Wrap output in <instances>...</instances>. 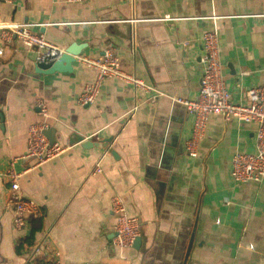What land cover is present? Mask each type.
I'll list each match as a JSON object with an SVG mask.
<instances>
[{
	"label": "crops",
	"instance_id": "crops-1",
	"mask_svg": "<svg viewBox=\"0 0 264 264\" xmlns=\"http://www.w3.org/2000/svg\"><path fill=\"white\" fill-rule=\"evenodd\" d=\"M0 16L32 23L63 48L82 43L80 55L99 57L114 46L124 70L163 94L151 103L143 87L108 78L95 103L81 106L95 68L76 60L70 70L42 71L33 48L19 39L4 45L0 264H264V180L231 175L235 152H255L257 124L212 114L198 154L190 156L184 142L194 117L178 101L199 94L203 35L214 16L232 100L246 102L247 90L264 83V0H0ZM38 100L48 106L57 142L71 146L32 166L24 155L30 125L43 119ZM74 132L103 146L72 144ZM11 165L23 172V195L41 206L21 228L7 201ZM114 196L141 220L136 246L113 244Z\"/></svg>",
	"mask_w": 264,
	"mask_h": 264
},
{
	"label": "built area",
	"instance_id": "built-area-1",
	"mask_svg": "<svg viewBox=\"0 0 264 264\" xmlns=\"http://www.w3.org/2000/svg\"><path fill=\"white\" fill-rule=\"evenodd\" d=\"M11 2L12 0H4ZM70 3H78L87 0H66ZM169 16L159 18L168 19ZM217 16H214V27L203 35L205 55L203 56V71L201 75L200 91L194 99H181L178 101L185 104L188 111L193 115L191 135L184 142L185 149L190 156L198 154L200 142L205 135L209 118L212 114H221L225 118L237 117L247 122H255V152H235L232 158L231 175L238 182L264 180V83L260 86L251 87L246 93V102H234L227 87L221 59L220 34L217 27ZM170 19V18H169ZM141 20V19H139ZM32 23L8 22L0 16V34L4 45L15 39L33 48L36 52L37 63H48L59 60L66 52V48L46 39L44 36L32 30ZM79 62L91 66L97 70L95 80L85 84L78 97L81 106L95 103L100 94L103 82L108 78H118L134 84L136 87H143L148 96L147 101L155 103L160 95H163L157 88L147 84L135 73L128 72L121 67V60L117 48L109 46L103 55L90 57L84 55L76 56ZM37 105L43 116L38 122L30 125L28 131V150L24 155L25 159H34L32 166L43 164L59 156L70 148V144H60L57 141L51 143L45 130L49 128L47 117L49 109L43 100H38ZM136 109V108H135ZM135 111V110H134ZM112 144L109 145L101 158L96 163L93 172H101L102 159L111 153ZM28 166L25 170H29ZM24 170V171H25ZM23 172L18 171L12 165L6 173L9 182L7 201L15 210L14 226L23 227L29 219L41 215V206L32 199L25 197L21 191L20 178ZM113 211L117 214L115 236L113 244L120 247H133L136 240L141 236V220L137 216L127 213L126 207L119 196H114L112 201ZM34 253L39 252V247L34 248ZM57 255L60 252H56ZM55 264H59L57 259Z\"/></svg>",
	"mask_w": 264,
	"mask_h": 264
},
{
	"label": "water",
	"instance_id": "water-1",
	"mask_svg": "<svg viewBox=\"0 0 264 264\" xmlns=\"http://www.w3.org/2000/svg\"><path fill=\"white\" fill-rule=\"evenodd\" d=\"M83 49V44L75 42L71 44L68 48H66V52L60 57L59 60L51 61L48 63L42 62L38 63V68L42 71H59V70H70V66L74 61H76V56L80 55ZM3 123V120H2ZM45 133L50 139L51 143H55L57 141V128L54 126L49 127L45 130ZM111 141V139H110ZM70 142L72 144L74 143H81L82 146L86 148H91L93 146H103L102 143L99 144V142H94L89 138L84 137L81 134H78L76 132L72 133L70 136ZM113 154H116L115 151H113ZM141 236L136 240L134 246L138 245L140 242Z\"/></svg>",
	"mask_w": 264,
	"mask_h": 264
},
{
	"label": "trees",
	"instance_id": "trees-1",
	"mask_svg": "<svg viewBox=\"0 0 264 264\" xmlns=\"http://www.w3.org/2000/svg\"><path fill=\"white\" fill-rule=\"evenodd\" d=\"M19 247H21V246H19Z\"/></svg>",
	"mask_w": 264,
	"mask_h": 264
}]
</instances>
